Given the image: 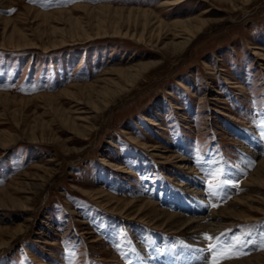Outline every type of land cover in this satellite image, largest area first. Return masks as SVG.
Segmentation results:
<instances>
[{"label":"rangeland","instance_id":"374dc122","mask_svg":"<svg viewBox=\"0 0 264 264\" xmlns=\"http://www.w3.org/2000/svg\"><path fill=\"white\" fill-rule=\"evenodd\" d=\"M100 2L124 9H105L107 18L100 19L99 10L74 7ZM132 5L155 9L169 23L208 20L173 54L147 39L142 15L127 9ZM55 25L65 31L52 32ZM14 27L28 34L27 46L9 43ZM258 51L264 52V0H0V193L12 197L0 202V264H207L213 253L201 249L228 241L240 258L222 264L258 255L256 264H264V183L226 218L233 224L204 245L150 223V212L119 211L124 199L142 191L171 210L193 209L176 199L179 193L190 201L185 193L193 184H182L188 173L164 158L167 147L188 155L214 185L236 182L231 174L248 161V135L260 132L264 142V57ZM148 61L153 64L110 106L95 110L93 119H77L89 127L87 135L64 121L63 113L94 109L88 83L110 86L102 79H118L116 66ZM44 179L43 187L32 184ZM92 189L118 197L97 199L85 192ZM232 189L204 196L212 207L226 202ZM115 204L120 208L113 211ZM133 208L127 203L123 210Z\"/></svg>","mask_w":264,"mask_h":264},{"label":"bare ground","instance_id":"6f19581e","mask_svg":"<svg viewBox=\"0 0 264 264\" xmlns=\"http://www.w3.org/2000/svg\"><path fill=\"white\" fill-rule=\"evenodd\" d=\"M179 1L181 0H167V2L170 4L178 3ZM76 6L77 7L80 6L83 8L87 7V9H89L88 7H91L92 10H99L98 14H99L100 19L104 17L107 18L105 14V12L107 11H104L105 9H108V8H112V9L114 8L116 10L124 9V6L113 7L105 2H100L99 4L94 5V6H88L86 3H78V4L76 3L74 7ZM127 9L129 12L135 11V12H139L142 15L143 19L141 20L144 21L143 27H142L143 32L145 29L149 30V35L147 38L148 40L152 42L155 40L156 43H163V46L170 48V51L173 54L182 52L192 41L193 37L195 36V33L202 30L203 25L208 20L206 16H198V18L196 19H194V17L192 16H188V17L174 18L172 22L169 23L167 22L168 20L165 21L164 18H162L157 13V11H155V9L148 8L146 6H141V5H138V6L132 5V6H129ZM203 11L207 12L208 6L205 7ZM203 11L202 13H204ZM75 22L84 31H88V29L84 25H82L78 19H75ZM53 27H54L53 30H51L52 32H55L58 29L61 31H65V29L61 26L55 25ZM139 28H141V26ZM120 30L121 29H117L116 32H120ZM107 31L108 30H104V33H107ZM100 32H103V31H99L98 33ZM123 33L127 34V31ZM167 34H170V38L165 39ZM73 35L74 33L72 32V36ZM86 35L90 36L91 35L90 31H88ZM143 35L144 34L141 33L139 37L142 39ZM16 38H17V41H16ZM8 40L10 41L9 43L14 44L17 47H25L30 43L28 34H26V32L22 30L20 32L17 31L16 27H14L12 31H10ZM70 40H73V39H70ZM67 41L68 39H65L64 35H62L61 42L63 43ZM3 43L5 42L3 41ZM258 53L262 57H264V52L258 51ZM153 61H156V60H153ZM153 61L144 62L141 65L136 64V65H130V66L129 65L116 66L115 69L118 70L120 74L118 75V79L115 77H111V79H109L106 76L103 77L102 79L106 83L111 82L110 86L105 87V86H100L99 83L95 84L97 82L96 80H93L90 83H88L87 86H89L90 94L89 95L87 94V98H88V102H90V105L94 109H92L91 111L83 107V109L80 110L81 111L80 113H75V114H72L70 112L69 113L66 112V114L63 113L62 115H63L64 121L71 122L72 127H74V129H77L80 133L87 135L88 134L87 129L89 127L87 126V124L84 125L83 122L77 121V119L79 118H84L86 120L93 119L92 116H95V115H92V114L95 113V110L97 112V110L104 108V106L105 107H107L108 105L110 106L112 98L116 97L117 93H119L120 91L122 92L123 90L128 89L130 86H132L138 80V78L144 73V70L149 65L153 64ZM97 88H101V89H97ZM100 97L102 98V100L100 99ZM98 102H102L103 104H99ZM259 133L255 132L252 135L250 134L248 135L249 143L247 144L249 145L246 148L248 150V153H247L248 155L246 156V160H248L247 161L248 163L246 162L244 166H241L240 169L238 168L239 169L238 171L231 174V175L237 176L235 178V181L238 182V186L233 188L229 192V194L231 193L232 194L231 196H229V199H227L228 197L225 198L227 199L226 202L222 203L221 201H218V202L215 201L219 205L218 207H210L204 196L207 190V185L205 181H209V177L211 175L208 173L207 174L205 173L206 175H199V173H197L195 170L196 168L194 164L190 165V163H188V160L190 159L188 155L184 153H178L177 150L173 147H167V150H165L167 151V154L164 156V158H166V160L173 159L175 163H178L180 166L184 167L186 169V172L188 173L183 178L185 180L187 179L188 181L183 182L182 184H185V183L187 184L189 182L193 184V186L189 188L190 190H188L185 193L187 196H189L188 198L191 199L190 201H186V198L179 193L176 194V199L178 200V202L189 204V205H186V207L187 206H189V208L193 207V209H190L189 211H185L181 209L180 211L171 210L168 207L166 208L160 205L158 201L152 198H149L150 196L147 197L142 191V192H139L134 197H131L129 199H124L126 200V204L123 207H126L127 203H129L131 206L134 207L131 210L132 212L131 211L126 212L125 210H123V207H121V210L119 211L122 213H126V214L137 213L141 215L142 217L143 215L147 216V214L150 212L153 214L152 219H151L152 222L150 223L155 224L156 226L160 228L164 227L166 230L182 232L186 236L189 242L204 245V243L206 242L204 239V236L206 234L207 235L210 234L211 236L215 237L220 234H223L225 230L233 222V221L226 222L225 221L226 218H229V216H232V215L235 216V214L237 215L238 209H236V206L238 207L239 205L243 206L244 205L243 203H246L248 201V199L250 198L249 195L251 194L252 187L255 186L256 184L259 185V184L264 183V142H263L262 136H260ZM152 149H155V148H152ZM209 169H210L209 166H206V171ZM46 179H44V181H42L41 183L32 182V184L34 183L36 185L43 187ZM105 191L92 189V190H87L85 192H88L89 194H91L97 199L101 198L103 195L107 196L106 198L118 197L117 195H114V194L110 195ZM29 197H30V194L28 195V199ZM11 198L12 197L9 198V195L7 193H0V202H3V203L8 202V199H11ZM181 198H183V201H181ZM165 199H168V198H165ZM14 201L19 204L26 205L25 200H14ZM117 208H120V206H118V204H115L112 206L111 209L113 211H116L115 209ZM131 217H136V215H132ZM14 230H17V229H14ZM98 239H100V237ZM156 239L159 240V238H156ZM262 258L263 257H261V255H258L255 257L248 256V258H244L243 260H238L237 262L232 261L233 263H229V264H256V262ZM224 264H227V263H224Z\"/></svg>","mask_w":264,"mask_h":264},{"label":"snow or ice","instance_id":"6c2138e0","mask_svg":"<svg viewBox=\"0 0 264 264\" xmlns=\"http://www.w3.org/2000/svg\"><path fill=\"white\" fill-rule=\"evenodd\" d=\"M29 2L36 3L37 0H29ZM69 2H75V0H69ZM13 11L15 10L13 9ZM221 174H223L222 171L220 173H213V178H215L216 175H221ZM237 186H238V182H233L230 179H225L222 181V183L215 185L212 183V181H208L207 191L209 195L213 197H217L221 195V192H223L225 188L227 187L235 188ZM211 206L218 207L219 205L212 204ZM249 235H251V233H249ZM204 239L210 242L214 239V237L206 234L204 236ZM261 246L264 247V244H262ZM236 250L237 249L234 247L233 242L231 241L225 242L223 245L209 243L207 245V248L201 249V251L213 253L211 255L210 261L207 262V264H222L223 260L238 259L240 258V256L234 254Z\"/></svg>","mask_w":264,"mask_h":264}]
</instances>
